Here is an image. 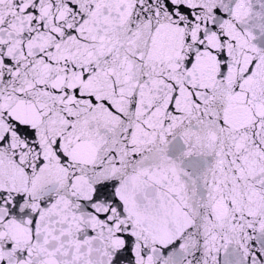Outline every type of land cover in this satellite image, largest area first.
I'll use <instances>...</instances> for the list:
<instances>
[{"label":"snow or ice","instance_id":"obj_1","mask_svg":"<svg viewBox=\"0 0 264 264\" xmlns=\"http://www.w3.org/2000/svg\"><path fill=\"white\" fill-rule=\"evenodd\" d=\"M0 264H264V0H0Z\"/></svg>","mask_w":264,"mask_h":264}]
</instances>
